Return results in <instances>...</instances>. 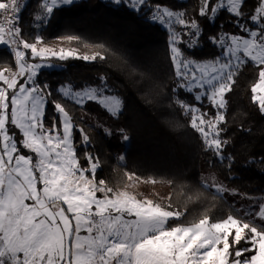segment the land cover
I'll return each mask as SVG.
<instances>
[{"label":"snow or ice","instance_id":"obj_1","mask_svg":"<svg viewBox=\"0 0 264 264\" xmlns=\"http://www.w3.org/2000/svg\"><path fill=\"white\" fill-rule=\"evenodd\" d=\"M113 2L135 12L147 8L150 20L167 26L173 91L196 90L194 100L207 99L215 115L180 99L176 103L191 113V128L202 137L205 150L223 162L226 96L249 62L257 70L251 100L264 115V0H256L249 14L244 11L246 0H199L198 16L214 19L226 11L239 29L210 37L221 54L203 62L187 58L180 46L198 43L201 29L195 18L150 0ZM73 3L42 0L34 20L47 23L56 9ZM25 7V0H0V46L8 48L15 63V70L0 69V264H264V223L255 222H264V202L244 217L230 214L213 222L205 214L198 221L170 226L184 213L171 203L165 206L129 191L141 177L126 172L128 182L114 188L96 179L97 156L85 151L81 163L75 133L82 147L90 137L74 123L65 104L50 100V87L37 77L42 68L53 66V58L104 61L110 50L99 44L92 54H81L75 47L49 46L39 35L25 39L19 26ZM60 39L71 43L81 38ZM99 80L100 85L81 90L62 85L58 92L76 106L96 102L117 116L121 100L105 94L106 77ZM49 103L54 110L50 123L45 119ZM258 162L264 164V158ZM201 187L221 198L228 191L215 183Z\"/></svg>","mask_w":264,"mask_h":264},{"label":"trees","instance_id":"obj_2","mask_svg":"<svg viewBox=\"0 0 264 264\" xmlns=\"http://www.w3.org/2000/svg\"><path fill=\"white\" fill-rule=\"evenodd\" d=\"M41 2L28 0L20 13L19 26L25 39L31 41L39 35L50 43L76 35L81 39L71 42L73 46L92 53L97 50L95 45L103 44L110 50L104 61L53 58L51 61L61 68L42 69L38 76L41 84L50 87V100L65 104L74 123L90 137L89 145L82 147L80 134L75 133L81 163L85 164V151L99 158L96 179L123 188L128 182L125 173H135L142 178L137 182L143 191L138 196H149L165 206L171 203L174 210L184 213L179 221H170V226L198 221L205 214L213 222L230 214L244 217L224 196H214L201 185L203 173L211 170L225 184L245 195L264 194V164L258 162L264 158V115L251 100L256 68L250 62L243 66L233 90L226 96V123L221 127L222 138L228 144L224 149L225 160L221 162L205 150L202 137L191 128V113L185 114L176 100L198 105L210 116L215 113L207 99L198 103L195 94L186 89L173 91L176 78L169 59V31L148 18L147 8L135 12L108 0H76L70 6L56 9L44 23L34 20L41 12ZM150 3L182 11L187 18L197 20L201 29L198 43L191 47L180 45L189 59L215 58L221 49L210 37L221 32H239L226 11L219 12L214 19L198 16L199 0H150ZM255 3L256 0H246V14ZM175 28L182 31L179 25ZM4 67L15 69L14 57L7 47L0 46V69ZM101 76L106 77V93L121 99L122 110L117 116L96 102H86L83 108L76 106L58 92L66 83L76 89L98 86ZM53 115L49 103L46 122L50 123ZM125 135L129 137L127 141L123 139Z\"/></svg>","mask_w":264,"mask_h":264},{"label":"rangeland","instance_id":"obj_3","mask_svg":"<svg viewBox=\"0 0 264 264\" xmlns=\"http://www.w3.org/2000/svg\"><path fill=\"white\" fill-rule=\"evenodd\" d=\"M76 1V0H74ZM108 1H111L113 2V0H108ZM164 6V5H162ZM167 7V6H166ZM171 9V8H170ZM158 22V21H156ZM159 23V22H158ZM162 25V24H161ZM163 27L167 28L166 25H162ZM175 27V26H174ZM168 29V28H167ZM49 46H52V47H75L79 50V52L81 54H84V53H87V54H92L90 51H87V50H84V49H81V48H78L76 46H73L71 43L67 42V41H61V39H58V40H55V41H52L50 43H47ZM195 60V59H194ZM196 61H200V62H203L205 60H196ZM50 63L53 65L52 67H44L42 69H59L61 68V66L55 64L53 61L50 60ZM41 69V70H42ZM39 76V74H38ZM37 80H38V77H37ZM63 85H68V83L66 84H63ZM62 86V85H61ZM89 87V86H88ZM74 88V87H73ZM75 90H81V89H76L74 88ZM192 93H194L196 95V90H194ZM107 94V93H105ZM109 95H113V94H109ZM117 96V95H116ZM118 97V96H117ZM119 98V97H118ZM120 99V98H119ZM121 100V99H120ZM201 103V102H200ZM198 106V105H196ZM199 107V106H198ZM121 108H122V102H121ZM201 109V107H200ZM201 111H203L201 109ZM214 111V110H213ZM225 111V110H224ZM203 112H208V111H203ZM215 113V111H214ZM85 114H87L85 112ZM210 115V113H209ZM211 116H214V115H211ZM202 182L203 183H208V184H219V185H223V187L225 189H227L228 191L224 192L222 194V196H224L226 199L229 200V202L235 207L237 208L241 214L244 216V214L247 212L249 214H251L255 209L256 207L259 205V203L261 202H264V194H256V195H253V196H248V195H245L243 192H241L238 188H235V187H232V186H229L227 184H225L222 179L220 178V176L211 171V170H208V171H205L203 173V176H202ZM129 191L133 192L134 194H136L138 196L139 192H143V191H140L139 190V184L136 182L135 186L128 189ZM138 198H147V199H152L153 201L155 202H158L156 200H154L153 198L149 197V196H138ZM160 203V202H159ZM162 204V203H161ZM248 218V217H246ZM260 223H264V222H261L259 221L258 219L256 220Z\"/></svg>","mask_w":264,"mask_h":264},{"label":"built area","instance_id":"obj_4","mask_svg":"<svg viewBox=\"0 0 264 264\" xmlns=\"http://www.w3.org/2000/svg\"><path fill=\"white\" fill-rule=\"evenodd\" d=\"M27 2H28V0H25V3L27 4ZM12 70H15V69H13V68H11Z\"/></svg>","mask_w":264,"mask_h":264}]
</instances>
